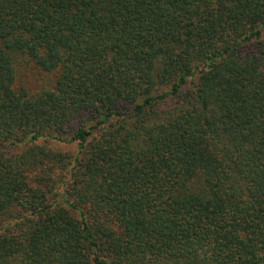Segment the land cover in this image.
Listing matches in <instances>:
<instances>
[{"label":"trees","instance_id":"16d2710c","mask_svg":"<svg viewBox=\"0 0 264 264\" xmlns=\"http://www.w3.org/2000/svg\"><path fill=\"white\" fill-rule=\"evenodd\" d=\"M0 264H264V0H0Z\"/></svg>","mask_w":264,"mask_h":264},{"label":"rangeland","instance_id":"374dc122","mask_svg":"<svg viewBox=\"0 0 264 264\" xmlns=\"http://www.w3.org/2000/svg\"><path fill=\"white\" fill-rule=\"evenodd\" d=\"M28 75H29V77H28V79H26V83H28V85H29L30 83H31L30 86H33V84H34L35 86H39V85L44 84V80H43V78L38 77V78H34V79H33V76L31 77L30 74H28ZM63 150H64V151H67V152H74V151H75V149L72 148V147H70V148H64Z\"/></svg>","mask_w":264,"mask_h":264}]
</instances>
